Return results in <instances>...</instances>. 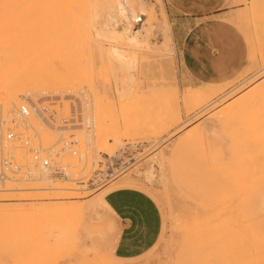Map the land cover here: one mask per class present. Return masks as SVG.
I'll use <instances>...</instances> for the list:
<instances>
[{
  "label": "rangeland",
  "instance_id": "374dc122",
  "mask_svg": "<svg viewBox=\"0 0 264 264\" xmlns=\"http://www.w3.org/2000/svg\"><path fill=\"white\" fill-rule=\"evenodd\" d=\"M225 11L239 41L186 43L164 0H7L0 113L83 97L94 136L66 181L2 184L0 264H264V0Z\"/></svg>",
  "mask_w": 264,
  "mask_h": 264
},
{
  "label": "built area",
  "instance_id": "2783aa9c",
  "mask_svg": "<svg viewBox=\"0 0 264 264\" xmlns=\"http://www.w3.org/2000/svg\"><path fill=\"white\" fill-rule=\"evenodd\" d=\"M74 99L78 102L69 105L67 114H61L54 103L30 97L12 106L7 114L0 113V187L6 181H54L69 176L71 164L60 158L78 152V137L72 131L82 130L85 146L94 136L92 102L83 97ZM41 126L66 135L59 134L44 146L39 136Z\"/></svg>",
  "mask_w": 264,
  "mask_h": 264
},
{
  "label": "crops",
  "instance_id": "0c3cea01",
  "mask_svg": "<svg viewBox=\"0 0 264 264\" xmlns=\"http://www.w3.org/2000/svg\"><path fill=\"white\" fill-rule=\"evenodd\" d=\"M167 4V8L183 20V25L186 26V30L183 36L179 38V41L189 43L191 41H210V42H225L236 43L240 40L236 30L229 20L224 18L227 8V0H164ZM227 49V48H226ZM221 47H217L216 52H226L227 50ZM234 49V46L231 48ZM185 50L181 54L182 57H190L192 55ZM221 54H217L220 56ZM184 66L188 67L187 64ZM201 77H205L203 74ZM120 189H132V188H120ZM117 190V189H116ZM137 190V189H136ZM140 191V190H139ZM129 191H110L104 200L106 204L114 208L117 212H120L119 197L122 194H126ZM142 192V191H141ZM144 193V192H143ZM133 194V193H132ZM145 194V193H144ZM146 195V194H145ZM148 196V195H146ZM149 197V196H148ZM150 198V197H149ZM123 203V202H122ZM112 207V208H111ZM113 211V210H112ZM128 238H120L117 244V253L121 256L132 255L136 251L135 246H129L127 248Z\"/></svg>",
  "mask_w": 264,
  "mask_h": 264
},
{
  "label": "bare ground",
  "instance_id": "6f19581e",
  "mask_svg": "<svg viewBox=\"0 0 264 264\" xmlns=\"http://www.w3.org/2000/svg\"><path fill=\"white\" fill-rule=\"evenodd\" d=\"M49 16H50V20L52 21L53 20V11H52V8H51V11H50V13H49ZM7 18H8V12H7V0H0V42L1 41H3L4 40V38H6V36H7V23H8V21H7ZM15 23V25H18L19 26V24H20V22L19 21H15L14 22ZM19 30V29H18ZM17 31V30H16ZM113 34H114V32H113ZM18 38V37H17ZM17 38H16V40H17ZM5 43V42H4ZM8 43V42H7ZM8 49V48H7ZM1 53V52H0ZM3 56V55H2ZM18 56V55H17ZM4 57V56H3ZM19 57H20V55H19ZM22 58V57H21ZM20 58V59H21ZM19 59V60H20ZM17 60V59H16ZM6 61V60H5ZM21 61H22V59H21ZM20 61V62H21ZM15 64V63H14ZM23 64V63H22ZM20 65V64H19ZM22 67V66H21ZM15 68H16V66H15ZM20 68V67H19ZM18 68V69H19ZM3 69V68H2ZM8 69V68H7ZM17 69V70H18ZM15 70V69H14ZM8 71V70H7ZM16 71V70H15ZM3 75V74H2ZM1 76V75H0ZM3 77H4V75H3ZM4 78H6V76L4 77ZM5 80V79H4ZM7 81V80H6ZM3 82V81H2ZM2 82H1V84H2ZM0 84V85H1ZM4 85V84H3ZM2 87H4V88H2V91L0 90V105L2 106V108H4V109H7L6 108V106H7V85H5V86H2ZM198 90V88H196V90H195V88H193V89H191V91H194V92H196ZM200 90V89H199ZM198 90V91H199ZM185 92H187V90H185ZM193 92V93H194ZM204 92V91H203ZM192 93V92H191ZM192 93V94H193ZM201 93H202V90H201ZM200 92H196L195 94L196 95H200L201 94ZM82 96H84V95H82ZM202 96V95H201ZM85 98H86V96H84ZM199 114V113H198ZM2 115H4L3 113H2ZM195 116H197V114L195 115ZM194 116V117H195ZM70 172H69V176H70ZM69 178V177H68ZM64 179V180H63ZM57 178V179H55L54 181H48V180H45V179H40V180H35V181H30V182H36V181H39V182H47V183H49V184H55V183H61V181H66L67 180V178ZM56 180H60V181H58V182H55ZM5 183V182H4ZM7 183V182H6ZM5 183V184H6ZM5 186V185H4ZM3 252V251H2Z\"/></svg>",
  "mask_w": 264,
  "mask_h": 264
}]
</instances>
